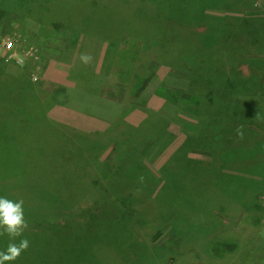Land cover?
<instances>
[{
	"label": "rangeland",
	"instance_id": "1",
	"mask_svg": "<svg viewBox=\"0 0 264 264\" xmlns=\"http://www.w3.org/2000/svg\"><path fill=\"white\" fill-rule=\"evenodd\" d=\"M83 1L0 0V196L23 201L29 241L15 264H264V0H87L101 24L89 27L59 14ZM135 18L212 55L241 32L230 79L245 117L206 121L186 58L158 54L181 46L136 38Z\"/></svg>",
	"mask_w": 264,
	"mask_h": 264
},
{
	"label": "trees",
	"instance_id": "2",
	"mask_svg": "<svg viewBox=\"0 0 264 264\" xmlns=\"http://www.w3.org/2000/svg\"><path fill=\"white\" fill-rule=\"evenodd\" d=\"M37 1L41 2V0H36V2ZM86 1L87 0H84L81 3H78V5L79 6L84 5V8H85V10H87V12H85L84 10H81V9H77L75 7H73V8L71 7L69 9L68 8H61L59 10V14L64 15V17H65L66 15L75 16L76 14H80L82 12L84 14H81L79 16V18L82 15H84V16H82V18H80L79 22H81V24L83 26L89 27L92 24L101 25L99 22H96V19L99 16V12L96 15H88L93 10V8L97 7L96 6L97 4L94 2H91V3H93V5L91 4L90 7H87L88 3L84 4ZM7 4L8 3H6V2L2 3V8L4 10H6V9L9 10V7ZM98 7H100V6H98ZM32 8H33V5H32ZM32 8H31V10H32ZM27 10H29V9H27ZM23 11H25V10H23ZM136 14H137V17H140L141 19L144 18V19L151 20V18L153 17L150 14H146L144 8H142V9L138 8ZM135 20H137L136 21V22H138L137 24H141V25H139L137 27V26H135V25H137V24H135L136 23L135 22L133 24V26H128V27H130L131 30H133L134 32H137L136 30H139L138 33H141L140 35H142V36L137 35V37L135 36L136 38H139L142 41L147 40V43L149 45H155L156 49L160 48L162 46H165L167 44H173V43L176 44L178 47H179V45L181 46V49L179 47V49H180L179 51H177L175 54L170 55L171 57H168L165 53H158V54L167 60H173V61L179 60L180 57L186 58L187 66H188V67L186 66L188 68L187 72H188V75L191 79V82L196 84V85H198V84L201 85V83H202L204 86V89L207 91V93L204 94L206 102L202 108L198 109L199 112L201 113V116H204V117H205V115L209 116V118L205 117L206 121L215 120V122H218V121L222 122L228 118L227 114L230 110H233V111L235 110L237 112L239 111L242 113V116L245 117L243 114L244 109H241V107L243 106L242 98H244V96L242 97V95L244 94V92L240 96H235V92L239 91V90H236L233 88V85L234 86L236 85V83L234 84L235 78L230 79L231 76H234L235 72L237 74L239 72L237 69L235 70L234 69L235 67L233 66L234 63H237V61L235 60L236 58L234 57V49L235 48H233V44H235L239 40V37H240L239 34H241V32H238V33L235 32L234 38L228 39L227 42L222 43V45H224L223 48H226V49L223 50V53L221 55H212L208 50H205L203 48L200 49V48L196 47L195 45H193V44H195L193 42V40L190 41L189 38H183V34H179L178 32L175 33L173 31L169 30L168 28H166L162 24V22H164V21H162V18H157V20H155V22H153V21L144 22V21H140V19H138V18L137 19L135 18ZM135 20H133L132 22H134ZM251 23H252L251 20L246 21V23L244 25H242V22H240V27L243 26L242 30L244 32H246L247 30L250 31L252 28H254V26H251ZM144 25L154 26L157 28V30L153 31L154 34H151L147 30H145V28H142V26L144 27ZM104 29L111 30V27H104ZM106 34H107L106 35L107 40L112 39L109 32H106ZM128 35H131V33H128ZM177 35H179V36L177 37ZM178 40L180 42L176 43ZM189 45H192L193 47H189ZM215 48H220V50H221L222 47H215ZM195 62H197V63H195ZM228 67L232 70L229 71ZM226 73H229V74H226ZM24 77H25L24 75L22 77L20 75V76H16L15 78H12V84L18 83L19 85H22V83H23L22 81H23ZM4 79H6V78L0 77V85H1V80H4ZM251 82H252L251 83L252 84L251 89H253V93L257 94L255 92V90H258V79H253V80H251ZM1 90L2 89L0 88V91ZM259 93H260L259 96L264 98V84H263V87L261 88V90L259 91ZM194 94L201 95L200 93H197V92H194ZM52 95H53V93L51 94V97L54 96L53 97L54 100H57V97H55V95H53V96ZM260 97H259V99H260ZM260 101L261 100H259V102ZM251 104L252 103H250L249 105H251ZM211 106H217V107H219V110L216 108L215 111H212L210 108ZM247 113L250 115V116H248V119H249L251 117L250 110L247 111ZM204 117H202V118H204ZM239 129H241V128L238 127V132H239ZM238 132L236 130L234 131V133H238ZM239 133H240L239 134L240 136L238 139H240V137L245 138V139L248 138L246 132H242V133L239 132ZM99 134L103 135V132L99 131ZM88 145H89V142H88ZM82 146L84 147V144ZM83 149H84V152L89 153L88 151H86L85 147ZM74 152L76 153L75 156H77L78 151L74 150ZM122 173H128V172H122ZM121 176H123V175L119 174L118 177H121ZM126 182H125V184H126ZM53 183H55V182H53ZM121 183H122V181H119V182L117 181L116 185L119 186V184H121ZM59 184L62 187L66 186V185H68V180L63 179L62 181H59ZM127 185L128 186H126V188L128 187L129 189H125L122 185L123 191L118 193V198L120 201H121L120 198L123 197V195H125L126 192L131 191L130 194H132L133 191H135V189L134 190L130 189L131 182H130V184L128 182ZM145 200H146V202H150V204H153V208H152L153 210L151 209L152 211L150 210L149 212L150 213L153 212L154 215L148 220H149L150 224H155L160 219V215H161V211L159 210V206H158L159 201L156 204L154 197H151L150 200L149 199H145ZM133 203L134 202H132V204ZM142 203L139 201H137V202L135 201L133 206L135 207V209H137V208L141 207ZM156 238H158V236ZM96 253H97V250H96ZM100 259L106 263L107 262L109 263L108 260H104L102 258H100Z\"/></svg>",
	"mask_w": 264,
	"mask_h": 264
},
{
	"label": "clouds",
	"instance_id": "3",
	"mask_svg": "<svg viewBox=\"0 0 264 264\" xmlns=\"http://www.w3.org/2000/svg\"><path fill=\"white\" fill-rule=\"evenodd\" d=\"M81 60L87 64L90 62L91 57L84 55ZM27 227L23 201L0 196V235L6 234L12 241L6 249L0 250V264H15L21 254L29 248L28 239L23 238Z\"/></svg>",
	"mask_w": 264,
	"mask_h": 264
}]
</instances>
